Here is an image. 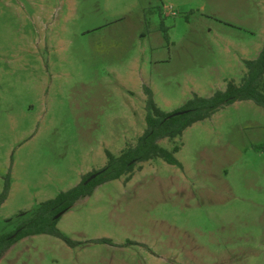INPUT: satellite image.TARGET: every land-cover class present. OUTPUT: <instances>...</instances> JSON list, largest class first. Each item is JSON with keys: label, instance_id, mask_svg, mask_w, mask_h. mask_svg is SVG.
Instances as JSON below:
<instances>
[{"label": "rangeland", "instance_id": "rangeland-1", "mask_svg": "<svg viewBox=\"0 0 264 264\" xmlns=\"http://www.w3.org/2000/svg\"><path fill=\"white\" fill-rule=\"evenodd\" d=\"M263 43L264 0H0V234L135 144L144 86L173 112L239 82ZM160 144L180 166L140 163L57 220L75 246L29 236L0 264H264V110Z\"/></svg>", "mask_w": 264, "mask_h": 264}, {"label": "trees", "instance_id": "trees-1", "mask_svg": "<svg viewBox=\"0 0 264 264\" xmlns=\"http://www.w3.org/2000/svg\"><path fill=\"white\" fill-rule=\"evenodd\" d=\"M244 73L239 82L227 81L223 90H215L208 97L193 94L184 104L173 112L162 111L154 102L152 92L143 87L145 99V130L134 145L123 148L118 155L105 151L106 164L99 170H93L81 177L80 182L55 198L40 203L32 212L31 217L9 234H0V260L4 254L19 240L35 235H50L62 240L68 246L76 244L65 237L57 228L54 217L67 212L81 199L89 197L94 189L104 183L131 179L136 165L154 159L180 166L175 155L180 146L164 148L160 142H175L182 137L185 130L192 125L211 118L215 113L236 102L250 101L264 110V43L258 55L251 60H244ZM173 113H181L172 115ZM97 176L90 182L87 179ZM9 182L5 181L0 193V207L9 195ZM103 243L110 241L102 239Z\"/></svg>", "mask_w": 264, "mask_h": 264}, {"label": "water", "instance_id": "water-1", "mask_svg": "<svg viewBox=\"0 0 264 264\" xmlns=\"http://www.w3.org/2000/svg\"><path fill=\"white\" fill-rule=\"evenodd\" d=\"M178 114H181V113H173L172 115H178ZM96 176H97V174H93V175H91V176L87 179L86 183L90 182V181H91L92 179H94ZM62 215H63V212L57 214V215L54 217V219L57 220V219H59Z\"/></svg>", "mask_w": 264, "mask_h": 264}, {"label": "crops", "instance_id": "crops-1", "mask_svg": "<svg viewBox=\"0 0 264 264\" xmlns=\"http://www.w3.org/2000/svg\"><path fill=\"white\" fill-rule=\"evenodd\" d=\"M259 52H260V51H259ZM259 52H258V53H259ZM257 55H258V54H257ZM257 55H256V56H257ZM253 59H254V58H253ZM250 60H251V59H250ZM91 170H92V169H88L86 172L82 173V175H80V176H83V175L89 173Z\"/></svg>", "mask_w": 264, "mask_h": 264}]
</instances>
